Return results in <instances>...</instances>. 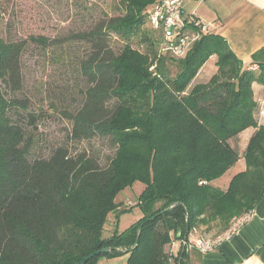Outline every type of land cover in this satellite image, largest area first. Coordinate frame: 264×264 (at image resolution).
Segmentation results:
<instances>
[{
    "label": "trees",
    "instance_id": "1",
    "mask_svg": "<svg viewBox=\"0 0 264 264\" xmlns=\"http://www.w3.org/2000/svg\"><path fill=\"white\" fill-rule=\"evenodd\" d=\"M157 1L118 0V14L59 39L67 49L76 42L87 46L72 65L84 85L68 115L70 135L110 139L115 151L104 167L86 151L64 146L48 157L29 156L24 132L9 116L12 106L25 105L6 94L22 89L28 41L0 36V264H75L103 247L111 249L83 264L125 254L126 264H190L186 249L165 250L171 238L200 227L208 233L220 222L217 234L264 196V121L256 123L260 95L252 89L253 83L264 86V61L254 55L256 70L243 69L221 35L188 23V33L198 36L176 61V74H167L163 57L149 70L151 56L130 39L149 22ZM152 31L146 39L153 44L155 33L162 43L161 29ZM114 36L119 45L112 44ZM211 57L215 72L196 81ZM248 128L254 131L243 150L244 170L225 190L213 186L239 159L230 141ZM135 182L145 186L135 204L142 217L104 237L107 215L122 205L117 194ZM122 207L117 216L134 206Z\"/></svg>",
    "mask_w": 264,
    "mask_h": 264
},
{
    "label": "rangeland",
    "instance_id": "2",
    "mask_svg": "<svg viewBox=\"0 0 264 264\" xmlns=\"http://www.w3.org/2000/svg\"><path fill=\"white\" fill-rule=\"evenodd\" d=\"M117 2L118 0H0V36L6 41H28L21 60L22 89L16 93L7 91L6 94L8 98L25 105L12 106L9 116L23 130V143L30 157H48L56 147L64 146L74 153L86 151L104 167L113 156L115 148L108 138L93 135L75 140L70 135L72 121L68 115L79 106L82 99L81 88L84 85L74 73L72 65L84 55L87 46L76 42L67 49L58 43L60 38L71 33L90 29L105 15L118 14L114 10ZM148 32L153 31L151 24L146 21L142 31L130 39V44L141 53L151 56L149 70H155L157 60L165 58V71L173 77L178 71L176 61L183 59L185 54L176 56L164 50L161 37L155 33L151 44L146 39L145 33ZM32 38H39V41ZM111 42L120 44L115 36ZM201 80L198 78L196 81ZM253 131L254 128H248L230 141L238 149L239 159L227 172L215 179L212 185L226 189L230 176L245 168L243 150ZM144 188L143 183L135 182L121 190L116 200H130L126 205L132 203L137 207L135 204ZM136 211L134 208L131 213L125 214L120 225L132 220ZM221 228L222 223L216 222L206 235H214Z\"/></svg>",
    "mask_w": 264,
    "mask_h": 264
},
{
    "label": "crops",
    "instance_id": "3",
    "mask_svg": "<svg viewBox=\"0 0 264 264\" xmlns=\"http://www.w3.org/2000/svg\"><path fill=\"white\" fill-rule=\"evenodd\" d=\"M183 12L205 23L209 33L221 35L242 62L243 69L254 66L252 65L254 55H258V58L264 61V53L259 54L264 49V0H183ZM214 60L215 58L211 57L207 61L196 80L199 78L202 79L200 82H204L212 76L216 70L213 64ZM252 89L255 96L264 93V86L258 83H253ZM243 170L244 168H241L237 171ZM233 175L230 176L229 181ZM213 186L222 189L220 186ZM127 201L118 202L116 200L117 203L122 204L117 208V211L121 210ZM131 205L133 204L131 203ZM134 208L137 209L133 213L135 217L125 225H120L123 216L131 213ZM117 211L107 215L103 228L104 237L111 235L115 230L120 232L126 229L142 217V212L138 207H133L129 212L119 216H117ZM253 211L254 215L251 220L243 225L230 241L225 242L217 250L202 254L194 247L188 248L189 263L264 264V196ZM196 230L198 234H207L204 227ZM170 242L169 246L168 244L165 246L167 252L176 255L180 249H183L181 241L177 238H171ZM127 256L125 254L112 258L103 257L99 259L97 264H126Z\"/></svg>",
    "mask_w": 264,
    "mask_h": 264
},
{
    "label": "built area",
    "instance_id": "4",
    "mask_svg": "<svg viewBox=\"0 0 264 264\" xmlns=\"http://www.w3.org/2000/svg\"><path fill=\"white\" fill-rule=\"evenodd\" d=\"M148 19L154 28L161 29L163 49L176 56L185 54L198 36V34L188 33L186 30L188 23H193L195 27L200 28V32H208L205 23L192 15L184 14L183 0H158L149 10ZM250 69L254 71L256 67L252 66ZM256 104V123L259 125L264 121V95L256 97ZM253 215L254 211L252 209L235 216L223 231L210 236L198 234L196 228H193L187 233L185 240L181 238V246L183 249L194 247L202 254L215 251L225 242L230 241L239 232L240 228L251 220Z\"/></svg>",
    "mask_w": 264,
    "mask_h": 264
},
{
    "label": "water",
    "instance_id": "5",
    "mask_svg": "<svg viewBox=\"0 0 264 264\" xmlns=\"http://www.w3.org/2000/svg\"><path fill=\"white\" fill-rule=\"evenodd\" d=\"M139 237V233L137 234V237H136V241ZM187 237V234L183 237V239L185 240ZM177 238H179V233L177 235ZM111 248L110 247H103L101 249H98L96 251H94L93 253H90L88 254L87 256L83 257L80 261H78L77 263L75 264H83L84 262H86L89 258L93 257V256H97L99 254H102V253H106L110 250Z\"/></svg>",
    "mask_w": 264,
    "mask_h": 264
}]
</instances>
